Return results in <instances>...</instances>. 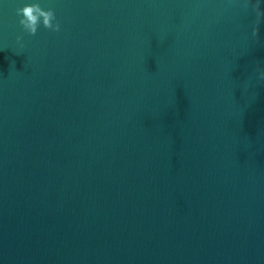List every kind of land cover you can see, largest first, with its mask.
Listing matches in <instances>:
<instances>
[{
  "label": "water",
  "instance_id": "95a60500",
  "mask_svg": "<svg viewBox=\"0 0 264 264\" xmlns=\"http://www.w3.org/2000/svg\"><path fill=\"white\" fill-rule=\"evenodd\" d=\"M0 264H264V0H0Z\"/></svg>",
  "mask_w": 264,
  "mask_h": 264
}]
</instances>
